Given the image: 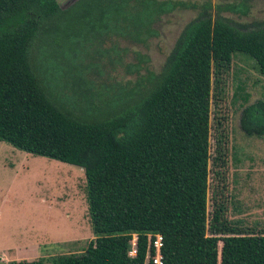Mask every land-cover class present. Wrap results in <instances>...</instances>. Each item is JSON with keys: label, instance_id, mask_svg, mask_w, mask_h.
<instances>
[{"label": "trees", "instance_id": "trees-1", "mask_svg": "<svg viewBox=\"0 0 264 264\" xmlns=\"http://www.w3.org/2000/svg\"><path fill=\"white\" fill-rule=\"evenodd\" d=\"M223 1L75 0L60 9L55 0H0V142L82 170L94 238L78 255L6 264H143L147 234L161 235L162 264H264V233L231 226L222 204L206 212L208 175L218 180L223 167L220 137L213 157L208 143L220 76L235 54L264 75V23L231 22L222 14L244 16L250 0ZM187 9L196 17L159 72L97 105L84 94L67 102L36 69L46 38L56 51H72L77 37L145 45L163 16ZM238 124L245 136H263L264 102L243 105Z\"/></svg>", "mask_w": 264, "mask_h": 264}, {"label": "rangeland", "instance_id": "rangeland-1", "mask_svg": "<svg viewBox=\"0 0 264 264\" xmlns=\"http://www.w3.org/2000/svg\"><path fill=\"white\" fill-rule=\"evenodd\" d=\"M55 1L60 9H66L75 0ZM172 1H208L212 6L229 2ZM222 16L246 28L264 23V0H250L244 16ZM195 17L192 9L163 16L156 23L157 36L145 45L110 38L97 46L95 38L83 43L77 37L72 51H56L45 45L50 40L46 38L37 46L36 69L67 102H81L78 96L84 94L91 95L97 105L115 93L136 89L146 74H157L181 29ZM219 87L221 100L216 107L210 105L208 143L213 157L215 138L220 137L223 167L218 180L212 171L208 175L206 212L209 216L214 204H222L223 218L231 226L242 233H264V135L245 136L238 124L243 105L264 102V75L251 59L235 54L220 76ZM84 186L81 169L0 142V264L32 256L48 259L83 253L94 240Z\"/></svg>", "mask_w": 264, "mask_h": 264}, {"label": "built area", "instance_id": "built-area-1", "mask_svg": "<svg viewBox=\"0 0 264 264\" xmlns=\"http://www.w3.org/2000/svg\"><path fill=\"white\" fill-rule=\"evenodd\" d=\"M136 235H132L130 241L131 248L128 251V256L132 257L135 254ZM162 237L160 234L146 235V249L143 259V264H162L161 256Z\"/></svg>", "mask_w": 264, "mask_h": 264}, {"label": "crops", "instance_id": "crops-1", "mask_svg": "<svg viewBox=\"0 0 264 264\" xmlns=\"http://www.w3.org/2000/svg\"><path fill=\"white\" fill-rule=\"evenodd\" d=\"M19 258H20V256H19ZM34 257L32 256L30 259H33ZM22 259V258H21ZM21 259H17V260H21Z\"/></svg>", "mask_w": 264, "mask_h": 264}]
</instances>
